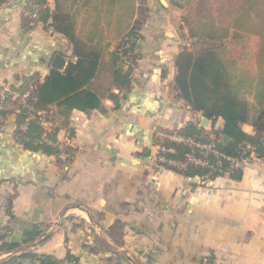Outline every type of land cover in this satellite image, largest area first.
Masks as SVG:
<instances>
[{
    "label": "crops",
    "instance_id": "0c3cea01",
    "mask_svg": "<svg viewBox=\"0 0 264 264\" xmlns=\"http://www.w3.org/2000/svg\"><path fill=\"white\" fill-rule=\"evenodd\" d=\"M31 1L0 2V90L14 97L26 77L43 78L53 69L55 54L64 59L61 72L76 60L68 40L50 26V16L34 24L24 17ZM43 2L51 12L54 1ZM167 2L145 3L152 18L138 17L136 9L132 23L144 25H138L130 66H123L130 73L127 85L113 77L110 52L118 38L104 22L105 4H74L77 34L89 38L102 29L110 47L87 86L99 106L81 110L53 103L41 111L44 131L70 149L68 161L24 148L15 139L16 117L3 116L0 106V229L6 231L0 264L34 241L24 253L60 260L70 254L77 264H264V158L232 168L241 171L238 179L232 173L186 176L154 160L156 129L203 127L204 117L176 96L175 57L197 43L183 15L169 16L175 9ZM212 125L210 120L203 128ZM222 125L218 118L214 128ZM242 129L253 133L249 124ZM33 225L41 230L34 240L2 249L3 241L20 242Z\"/></svg>",
    "mask_w": 264,
    "mask_h": 264
},
{
    "label": "trees",
    "instance_id": "16d2710c",
    "mask_svg": "<svg viewBox=\"0 0 264 264\" xmlns=\"http://www.w3.org/2000/svg\"><path fill=\"white\" fill-rule=\"evenodd\" d=\"M2 1L4 0H0ZM53 1L54 8L51 12L43 0L31 2L40 7L38 20L43 15L50 16V26L68 40L76 60L70 61L63 72L53 68L43 78L34 74L25 78L17 95H21L29 84L35 85L30 99L35 113L31 118L27 117L25 110L18 105L17 96L13 98L11 94H8L5 100L11 102L14 108H2L1 114L16 117L15 139L24 148L41 150L58 158L60 149L57 144L48 143L56 142L54 132L44 131L40 124L42 115L38 111L46 110L53 103L66 104L81 110L99 106L97 95L87 86L100 65L104 64L110 41L104 43L101 39L102 29L92 33L89 38H81L77 34L76 16L73 11L77 0ZM82 1V4L87 6L93 0ZM101 1L105 4L107 21L104 22L118 38L110 52L111 63L115 66L113 77L116 84L127 85L130 73L129 70L123 69V66H130L129 63L134 58L130 52L139 39L137 29L132 23L137 0ZM173 1L176 7L185 10L182 21L189 36L197 43L196 48L182 50L175 57L176 96L182 99L191 111L200 113L213 124L208 131L203 127L187 124L176 132L201 142H212L216 149L228 157L237 158L249 154L245 150L246 143L254 147L258 156L264 157V0ZM95 11L99 12V7H95ZM247 38L254 40L253 50L250 49L253 63L251 69L241 64L238 57L231 55V49L236 45L238 50L243 49L246 56L244 48ZM218 118L223 121V125L215 129L214 123ZM25 122L26 126L22 128ZM243 124H249L253 133L243 131ZM171 145L175 153L170 157L178 160L183 159L193 149L186 144ZM63 149L70 151L66 145H63ZM209 161L212 167L190 164L184 170L170 169L186 176L198 175L207 179L232 173L226 160H222L219 167L222 171L215 168L213 156L209 157ZM40 233L39 226L33 225L23 232L20 242L3 241L1 247L11 251L20 244L31 242ZM3 238L4 234H1L0 240ZM23 258L41 264L76 261L70 254L60 260L50 255L28 252L1 264H19L18 260Z\"/></svg>",
    "mask_w": 264,
    "mask_h": 264
},
{
    "label": "built area",
    "instance_id": "2783aa9c",
    "mask_svg": "<svg viewBox=\"0 0 264 264\" xmlns=\"http://www.w3.org/2000/svg\"><path fill=\"white\" fill-rule=\"evenodd\" d=\"M29 6V7H28ZM39 5L28 2L23 7V15L27 17L31 24H34L35 22L39 21ZM33 84H29L27 89L21 94L17 95V103L21 106L27 113V117L31 118L33 116V113H35V109L33 105L30 102V99L32 98V91L34 89ZM9 94V92L5 89L0 90V106L1 108H6L12 110L14 106L11 102H6V97ZM40 115H42L43 112L38 111ZM26 122L22 125V128H25ZM154 141H153V147H154V160L161 166L166 168H173L176 170H184L187 165L194 164L199 166H206L209 167L212 165L210 164L209 157L213 156L215 159V168L221 167L222 160H226L231 169L235 168L237 165L240 164V162L243 161H249L250 159H260L262 160L264 157L258 156L254 147L246 143L245 144V150L247 151L246 156L243 157H228L225 156L223 153H221L218 149H216L215 145L212 142H201L198 140H194L191 137H186L184 135H181L177 132H169L165 131L163 129H156L154 131ZM168 142V144H167ZM51 145H56L60 149V153L58 158L62 161L66 162L70 159L71 153L66 152L63 149V145H60L59 143L49 141L48 142ZM171 143H179V144H186L192 147L193 149L187 153L183 159H174L170 157L171 154L175 153V150ZM264 147V144H263ZM197 150V152L195 150ZM220 171L221 168H219ZM225 174V173H224ZM6 233L5 230L0 229V235ZM65 264H77L76 261H67Z\"/></svg>",
    "mask_w": 264,
    "mask_h": 264
},
{
    "label": "rangeland",
    "instance_id": "374dc122",
    "mask_svg": "<svg viewBox=\"0 0 264 264\" xmlns=\"http://www.w3.org/2000/svg\"><path fill=\"white\" fill-rule=\"evenodd\" d=\"M147 1H153V2H155L156 0H137V3H136V9H137V12H136V14L138 13V17H140V18H143V16H146V18L148 17V18H152V11H150V10H148V8H146V5H145V3L147 2ZM168 1V0H167ZM164 2L166 3V0H164ZM168 4H169V6L170 7H172V9H175V13H168L169 14V16L171 15V16H174V18H172V19H177L179 16H181V15H184V13H185V10L183 9V8H178V7H176L175 5H174V1L173 0H169V2H167ZM135 15V14H134ZM171 19V20H172ZM138 23V24H137ZM135 26H136V29H137V31H138V28L140 27V26H142V25H144V22H136L135 21V23H133ZM138 25H139V27H138ZM245 40V39H244ZM245 41H246V43H245ZM244 41V43H245V47L246 48H244L245 50V52L247 53V54H249V55H247L246 54V56H244V52H243V49L241 50H238L237 48H236V45L235 46H233L232 47V49H231V55L232 56H236V57H238L240 60H241V64L243 63L244 64V66H246V68H253V63H252V57L250 58V55H251V51L253 50V48H252V45H254V40H252L251 38H247L246 40ZM252 48V49H251ZM250 49H251V51H250ZM9 92V91H8ZM11 96L14 98V96L11 94ZM230 169V168H229Z\"/></svg>",
    "mask_w": 264,
    "mask_h": 264
},
{
    "label": "water",
    "instance_id": "95a60500",
    "mask_svg": "<svg viewBox=\"0 0 264 264\" xmlns=\"http://www.w3.org/2000/svg\"><path fill=\"white\" fill-rule=\"evenodd\" d=\"M161 1H163V0H161ZM64 63H65V62H64L63 57H62L61 55H59V54H55L54 57H53V61H52L51 66H52V68L58 70V69H62V67L64 66ZM209 121H210V120H209L208 118L203 117V119H202L200 125L203 126V127H205V125H206ZM240 175H241V171L238 170V169H236V170H234V171L232 172V176H233L234 178H236V179L240 178ZM75 207H77V208H82L80 205H75ZM66 210H67V209H65V211H66ZM65 211H64V212H65ZM62 217H63V214L60 216V219H59V221L57 222V224L60 223ZM52 231H53V230L48 231V232H47L45 235H43L39 240H43V239L47 238V237L51 234ZM37 242H38V241H34V242H32V243H28V244L24 245L23 247H21V248L15 250V251H13V252H11V253H10L7 257H5L2 261H7V260H9L10 258H13V257H15V256H18V255L23 254L28 248L33 247Z\"/></svg>",
    "mask_w": 264,
    "mask_h": 264
}]
</instances>
